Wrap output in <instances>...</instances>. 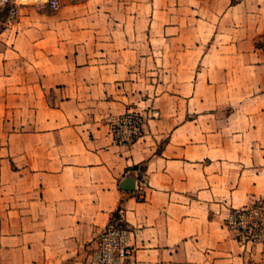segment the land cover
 <instances>
[{"label": "crops", "instance_id": "crops-1", "mask_svg": "<svg viewBox=\"0 0 264 264\" xmlns=\"http://www.w3.org/2000/svg\"><path fill=\"white\" fill-rule=\"evenodd\" d=\"M32 16L0 33V264H96L114 222L123 264H264L224 222L264 199V0H84L37 36ZM154 108L115 141L110 118Z\"/></svg>", "mask_w": 264, "mask_h": 264}, {"label": "built area", "instance_id": "built-area-1", "mask_svg": "<svg viewBox=\"0 0 264 264\" xmlns=\"http://www.w3.org/2000/svg\"><path fill=\"white\" fill-rule=\"evenodd\" d=\"M22 5L57 10L60 0H0V10L7 11L8 21L14 20ZM141 122L142 118L132 113H123L108 121L110 132L118 143L134 142L141 133ZM137 195L143 197L141 188H138ZM224 222L240 239L258 245L264 254V199L231 208ZM125 235L126 229L117 222L107 225L98 234L97 246L92 252L93 261L96 264H123L129 255Z\"/></svg>", "mask_w": 264, "mask_h": 264}, {"label": "rangeland", "instance_id": "rangeland-1", "mask_svg": "<svg viewBox=\"0 0 264 264\" xmlns=\"http://www.w3.org/2000/svg\"><path fill=\"white\" fill-rule=\"evenodd\" d=\"M84 0H60V7L57 10H51L48 8L45 9H37L36 7H34L33 5H22L19 8V12L17 14V16L14 18V20L12 19L11 21H8L7 19V11L6 10H0V33L1 36L5 39H7L8 43L12 45V47L17 43V39H16V31L17 29V20L18 17L22 14H24L25 16H32V20H31V24L26 27L23 26L22 28L25 29L28 33H30V35H38V30L42 31V30H47L49 28V23L50 21L45 19V18H41L39 17V14H41V12H46L49 14H56L58 12H60L64 6H71V5H79L80 3H82ZM22 10L24 11L22 13ZM41 19V20H39ZM22 29V30H23ZM263 35V36H262ZM261 37L258 39V41L263 45V50H264V34H262ZM21 46V43L18 45V47ZM123 113H132L133 115H138L142 118V122H141V133L140 135L135 139L138 140L142 134H143V130L145 125H147L148 121L150 119H158L160 113L159 110L154 108L153 110H151V116H148V113L143 114L142 111H138V110H128L125 111ZM121 113V114H123ZM120 114V115H121Z\"/></svg>", "mask_w": 264, "mask_h": 264}, {"label": "trees", "instance_id": "trees-1", "mask_svg": "<svg viewBox=\"0 0 264 264\" xmlns=\"http://www.w3.org/2000/svg\"><path fill=\"white\" fill-rule=\"evenodd\" d=\"M263 36V35H262ZM257 47H259V48H262L263 49V45L259 42V41H257Z\"/></svg>", "mask_w": 264, "mask_h": 264}]
</instances>
